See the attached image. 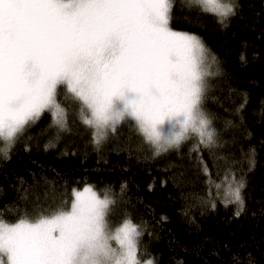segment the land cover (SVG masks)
Segmentation results:
<instances>
[{
	"label": "snow or ice",
	"instance_id": "1",
	"mask_svg": "<svg viewBox=\"0 0 264 264\" xmlns=\"http://www.w3.org/2000/svg\"><path fill=\"white\" fill-rule=\"evenodd\" d=\"M185 2L221 23L235 15L233 0ZM174 6L175 0H0V155L7 159L45 112L58 133L68 130L61 96L78 105L97 145L130 122L156 155L192 135L210 147L215 133L203 110L212 75L208 50L196 35L172 29ZM243 187L229 186L228 203L240 210ZM71 197L15 221L0 209V264H153L138 257V225L109 223L115 200L107 192L86 186Z\"/></svg>",
	"mask_w": 264,
	"mask_h": 264
},
{
	"label": "trees",
	"instance_id": "2",
	"mask_svg": "<svg viewBox=\"0 0 264 264\" xmlns=\"http://www.w3.org/2000/svg\"><path fill=\"white\" fill-rule=\"evenodd\" d=\"M233 2L235 15L221 23L175 0L170 23L216 58L203 102L215 133L210 147L192 135L156 155L130 122L97 145L78 105L61 96L68 130L58 133L45 112L7 159L0 155L4 218L70 204L73 189L91 185L115 200V225L139 226L141 261L264 264V0ZM233 181L244 185L242 210L228 203Z\"/></svg>",
	"mask_w": 264,
	"mask_h": 264
},
{
	"label": "rangeland",
	"instance_id": "3",
	"mask_svg": "<svg viewBox=\"0 0 264 264\" xmlns=\"http://www.w3.org/2000/svg\"><path fill=\"white\" fill-rule=\"evenodd\" d=\"M176 31V30H175ZM213 58H214V61H213ZM208 62H209V64H210V70L212 71V69H213V67H214V65H215V63H216V58L210 53V52H208ZM94 131V130H93ZM86 186H91V185H86ZM86 186H84V187H86ZM83 187V188H84ZM83 188H80V189H78V190H83ZM109 223L113 226V227H115L116 225L114 224V222H113V220L109 217ZM121 224V223H120ZM119 225V224H118ZM147 260H152V259H147ZM147 260H144V261H142V262H146Z\"/></svg>",
	"mask_w": 264,
	"mask_h": 264
}]
</instances>
